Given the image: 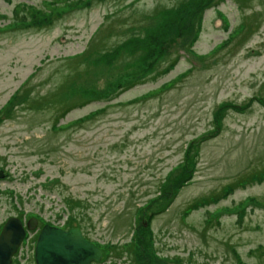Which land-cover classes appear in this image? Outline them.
I'll use <instances>...</instances> for the list:
<instances>
[{"label":"rangeland","instance_id":"rangeland-1","mask_svg":"<svg viewBox=\"0 0 264 264\" xmlns=\"http://www.w3.org/2000/svg\"><path fill=\"white\" fill-rule=\"evenodd\" d=\"M0 168L12 264H264V0H0Z\"/></svg>","mask_w":264,"mask_h":264},{"label":"water","instance_id":"water-1","mask_svg":"<svg viewBox=\"0 0 264 264\" xmlns=\"http://www.w3.org/2000/svg\"><path fill=\"white\" fill-rule=\"evenodd\" d=\"M35 226V218L27 220V228ZM24 234L25 228L19 217L9 216L5 220L0 229V264H11L12 255ZM101 253V249L87 239L77 226L64 229L46 223L36 238L34 261L36 264H90L98 261Z\"/></svg>","mask_w":264,"mask_h":264},{"label":"trees","instance_id":"trees-1","mask_svg":"<svg viewBox=\"0 0 264 264\" xmlns=\"http://www.w3.org/2000/svg\"><path fill=\"white\" fill-rule=\"evenodd\" d=\"M260 173H263V174H264V170H262ZM73 225H75V226H78V227L81 229V227H80V224H79V223H73Z\"/></svg>","mask_w":264,"mask_h":264},{"label":"flooded vegetation","instance_id":"flooded-vegetation-1","mask_svg":"<svg viewBox=\"0 0 264 264\" xmlns=\"http://www.w3.org/2000/svg\"><path fill=\"white\" fill-rule=\"evenodd\" d=\"M0 170H2V172H3V174H4V171H3V169H1V168H0ZM102 251H103V249H102ZM103 254H104V253H102V255H103ZM91 264H95V263H91Z\"/></svg>","mask_w":264,"mask_h":264},{"label":"bare ground","instance_id":"bare-ground-1","mask_svg":"<svg viewBox=\"0 0 264 264\" xmlns=\"http://www.w3.org/2000/svg\"><path fill=\"white\" fill-rule=\"evenodd\" d=\"M26 218V217H25ZM29 218V217H28ZM22 219V218H21ZM27 221V220H26ZM25 224V223H24ZM25 238V237H24ZM23 241V240H22Z\"/></svg>","mask_w":264,"mask_h":264}]
</instances>
